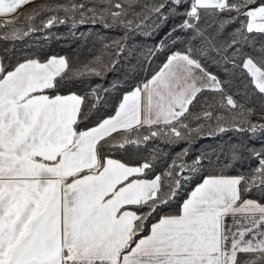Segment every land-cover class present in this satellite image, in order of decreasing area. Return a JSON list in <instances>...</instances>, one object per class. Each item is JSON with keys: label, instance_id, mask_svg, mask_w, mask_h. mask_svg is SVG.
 Listing matches in <instances>:
<instances>
[{"label": "snow or ice", "instance_id": "snow-or-ice-1", "mask_svg": "<svg viewBox=\"0 0 264 264\" xmlns=\"http://www.w3.org/2000/svg\"><path fill=\"white\" fill-rule=\"evenodd\" d=\"M170 21L149 77L107 80ZM87 25L120 38L80 62L23 47ZM232 131L264 136V0H0V264H264V142L229 148L246 172L188 159Z\"/></svg>", "mask_w": 264, "mask_h": 264}, {"label": "trees", "instance_id": "trees-1", "mask_svg": "<svg viewBox=\"0 0 264 264\" xmlns=\"http://www.w3.org/2000/svg\"><path fill=\"white\" fill-rule=\"evenodd\" d=\"M174 23L175 21H170L156 29H153L150 23L146 24L145 28L138 32L136 36L129 41V46L131 48L130 55L121 58L120 66L115 73L108 75L107 80L119 82L125 87H130L133 83L143 82L149 77L164 59L161 51H157L155 56H150L149 52L150 50L155 49L160 41L163 40L167 42L168 36L166 29L172 27ZM69 27L70 26H59L52 29L54 34L62 37L61 39L51 40L47 43L33 44L29 42L28 44L23 45V47L25 49H42L50 54L64 55L75 62H80L87 61L91 59L94 54H98L100 40L105 38H120L119 30L109 31L103 27H94L91 25L78 26L77 29H72L73 34L70 35ZM81 33L84 34L83 38H81ZM33 39L41 41L43 40V36L34 37ZM105 42L108 41L105 39ZM112 94L116 95L117 93L113 90ZM241 141L245 144H250L251 141H254V143H251V147L258 149L261 143L264 142V136H260L259 134L256 136H251L250 134L242 135L238 132L232 131L218 136L214 135L211 138H198L191 146L188 159L191 161L196 155L207 153V155L213 160V166L209 167V172L225 171L229 174H237L242 171L246 172L249 170L250 166L254 167L256 164L255 159L252 157L245 156L242 161L244 165L243 167L236 164L229 165L227 168L222 166L223 162L228 159L229 148L234 144H239ZM182 147H184V145L164 149V151L168 156L174 157ZM133 158L136 157L133 156ZM217 161H220L221 163L218 164L216 163ZM160 168L162 170L164 169V163H161ZM206 174L208 173L202 172L200 174H194L192 179L184 186L183 191L179 194L180 198L173 200L171 206L166 208L165 211L168 213H176L182 200L187 198V194L195 184L199 182L200 176ZM258 195V193H253V198H256Z\"/></svg>", "mask_w": 264, "mask_h": 264}]
</instances>
